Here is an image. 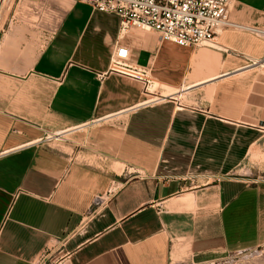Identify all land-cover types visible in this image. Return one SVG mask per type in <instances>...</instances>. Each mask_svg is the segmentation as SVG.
Listing matches in <instances>:
<instances>
[{"label":"crops","instance_id":"obj_1","mask_svg":"<svg viewBox=\"0 0 264 264\" xmlns=\"http://www.w3.org/2000/svg\"><path fill=\"white\" fill-rule=\"evenodd\" d=\"M230 17L264 26V0H233ZM216 42L122 31L87 1L11 0L0 264H249L264 251V73L243 57H264V38ZM119 47L157 91L111 71Z\"/></svg>","mask_w":264,"mask_h":264},{"label":"built area","instance_id":"obj_2","mask_svg":"<svg viewBox=\"0 0 264 264\" xmlns=\"http://www.w3.org/2000/svg\"><path fill=\"white\" fill-rule=\"evenodd\" d=\"M87 1L96 9L113 12L121 18V30L132 28L154 30L162 40L173 41L182 46L216 47V38L227 30L252 33L264 38V26L236 22L231 19L233 0H73ZM129 51L119 47L112 59L111 71L145 81L149 86L151 79L146 70L138 69L128 61ZM246 67L264 73V57L257 58L243 54ZM156 102V101H154ZM64 134H47L37 143L44 141H63ZM96 205H101L99 198ZM48 259L47 256L43 260ZM196 264H220L211 259Z\"/></svg>","mask_w":264,"mask_h":264},{"label":"rangeland","instance_id":"obj_3","mask_svg":"<svg viewBox=\"0 0 264 264\" xmlns=\"http://www.w3.org/2000/svg\"><path fill=\"white\" fill-rule=\"evenodd\" d=\"M8 1L7 0H0V12L8 11L10 9L11 0H8ZM7 2H8V4H7ZM150 88L151 89L153 88L154 91H157L158 86L151 84L149 89ZM150 98H152V97H150ZM248 256H249L250 259H252V261L249 264H259L258 258L259 257L260 258H264V251L263 252H251V253H248ZM235 260H236V258L233 257L232 259H230V262L234 263Z\"/></svg>","mask_w":264,"mask_h":264}]
</instances>
